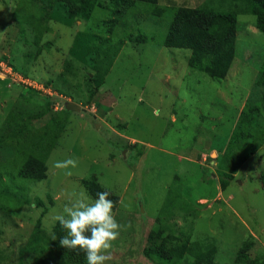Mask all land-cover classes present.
Returning <instances> with one entry per match:
<instances>
[{"label": "rangeland", "instance_id": "374dc122", "mask_svg": "<svg viewBox=\"0 0 264 264\" xmlns=\"http://www.w3.org/2000/svg\"><path fill=\"white\" fill-rule=\"evenodd\" d=\"M65 1L0 0V80L13 90L0 81V264H63L34 240L53 238L70 199H94L83 184L91 177L118 197L112 214L122 227L104 264H160L144 249L164 236L169 246H214L220 264H264V32L256 16L237 14L234 58L217 79L190 67L189 48L163 41L179 6L229 11L233 2L97 0L85 17ZM99 66L107 70L97 86ZM53 117L61 130L46 178L20 177L30 143L16 135L32 142ZM68 157L75 167H55ZM193 257L186 252L178 264Z\"/></svg>", "mask_w": 264, "mask_h": 264}, {"label": "trees", "instance_id": "16d2710c", "mask_svg": "<svg viewBox=\"0 0 264 264\" xmlns=\"http://www.w3.org/2000/svg\"><path fill=\"white\" fill-rule=\"evenodd\" d=\"M66 4V1L63 0ZM148 1V0H141ZM153 1V0H149ZM227 1L229 7L223 8L232 9L229 11H216L213 8L207 7H189L179 6L170 22L168 32L165 35L163 44L167 47L189 48L191 53L188 57L190 67L207 73L213 78L223 79L227 76L235 52V38H236V18L238 13H252L256 16L255 25L264 32V0H221ZM72 8V14H81V16L90 17L93 9L97 5V0H67V5ZM78 4V6H76ZM76 6V7H75ZM75 7V8H74ZM162 12V9H160ZM101 66V65H100ZM98 72L92 77L95 85L100 86L104 81V76L107 68L100 67ZM36 93V91L34 92ZM17 110V109H16ZM12 109L14 114L13 119L16 121L20 116L19 111ZM64 111H67L64 109ZM17 112V113H16ZM10 113V115H11ZM62 119H49L47 125L43 128L41 133L33 137L20 133L16 135V139L27 141L29 138L30 146L23 155V160L18 168L20 177L30 180H41L46 178V158L48 152L52 148L54 142L58 139L61 130ZM8 122L6 119L5 123ZM4 123V124H5ZM26 129L31 127L24 124ZM54 130V132H52ZM50 135V136H49ZM48 136V140H46ZM33 147H39L37 150ZM225 172V171H223ZM84 186L88 193L95 198L98 191H108L109 198L113 200V208L117 203L118 197L111 191L105 189L97 180L96 177H91L84 181ZM225 180H221V186L224 187ZM157 223V218L153 220ZM161 230V222L158 225ZM155 225L153 226V228ZM158 227V228H159ZM152 228V229H153ZM162 231V230H161ZM155 231L157 234H162L163 231ZM152 232V230L150 231ZM149 232V233H150ZM53 235L50 239L45 235H37L35 238V250H43L49 248L55 251L59 256V262L63 264H84V253L82 251L71 250L62 247L59 243L61 236L65 235V230L61 228L58 221L53 227ZM151 233L149 234V236ZM164 241L158 242L154 247H146L144 249L145 255L159 259L160 264H178L186 252H191L194 259L190 264H220L214 261L216 247H210L208 253L204 251L205 247L198 243L182 242L178 246L167 245V238L163 237ZM42 241V242H41ZM40 252V251H39ZM208 254V255H207ZM38 255V253H37Z\"/></svg>", "mask_w": 264, "mask_h": 264}, {"label": "clouds", "instance_id": "9594fccd", "mask_svg": "<svg viewBox=\"0 0 264 264\" xmlns=\"http://www.w3.org/2000/svg\"><path fill=\"white\" fill-rule=\"evenodd\" d=\"M75 167L76 160L68 157L55 162L57 168ZM108 191H98L94 199L83 192L70 199L55 219L65 235L59 243L62 247L84 253V264H104L105 250L119 236L120 225L113 212V200Z\"/></svg>", "mask_w": 264, "mask_h": 264}, {"label": "crops", "instance_id": "0c3cea01", "mask_svg": "<svg viewBox=\"0 0 264 264\" xmlns=\"http://www.w3.org/2000/svg\"><path fill=\"white\" fill-rule=\"evenodd\" d=\"M7 78V77H6ZM256 79V81H257V79H258V77L257 78H255ZM7 80H9V79H4V78H2L0 81H5V86H6V90H7V93H8V95H10L11 93H12V91L13 90H11L10 89V87L9 86H11V85H9L10 83H11V81H7ZM11 100V99H10ZM210 149H212L213 151H217V147L215 146H212ZM218 149H220V148H218ZM212 151V152H213ZM198 152H200L199 150L197 151V155H196V157H199L200 155L198 154ZM216 161V160H215Z\"/></svg>", "mask_w": 264, "mask_h": 264}, {"label": "water", "instance_id": "95a60500", "mask_svg": "<svg viewBox=\"0 0 264 264\" xmlns=\"http://www.w3.org/2000/svg\"><path fill=\"white\" fill-rule=\"evenodd\" d=\"M65 108L69 110H78V111L81 110V106L74 102H66Z\"/></svg>", "mask_w": 264, "mask_h": 264}, {"label": "built area", "instance_id": "2783aa9c", "mask_svg": "<svg viewBox=\"0 0 264 264\" xmlns=\"http://www.w3.org/2000/svg\"><path fill=\"white\" fill-rule=\"evenodd\" d=\"M2 65H3V64H2ZM2 65H1V66H2ZM8 76H9V75H8ZM23 78H24V77L21 76V81H22V82H27V81H24ZM28 83H31V82H28ZM31 84H32V83H31Z\"/></svg>", "mask_w": 264, "mask_h": 264}]
</instances>
